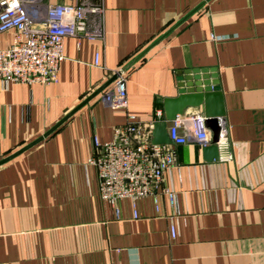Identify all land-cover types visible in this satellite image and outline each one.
Masks as SVG:
<instances>
[{"label": "crops", "instance_id": "0c3cea01", "mask_svg": "<svg viewBox=\"0 0 264 264\" xmlns=\"http://www.w3.org/2000/svg\"><path fill=\"white\" fill-rule=\"evenodd\" d=\"M102 2L104 39L66 38L58 82L0 80L2 160L133 63L127 110H113L100 95L0 167V264H264V0ZM13 37L0 34V50ZM201 68L217 69L229 143L211 162L198 141L176 146V166L164 177L181 213L172 240L167 197L158 196L159 211L153 198L123 200L117 219L100 198L90 160L95 140L112 141L128 115L145 125L163 122L157 111L179 96L177 72Z\"/></svg>", "mask_w": 264, "mask_h": 264}, {"label": "built area", "instance_id": "2783aa9c", "mask_svg": "<svg viewBox=\"0 0 264 264\" xmlns=\"http://www.w3.org/2000/svg\"><path fill=\"white\" fill-rule=\"evenodd\" d=\"M11 31L14 33L11 46L0 50L3 85H50L58 82L61 65L66 59V38L104 39L105 7L102 0L74 4H53L49 0H0V34ZM100 57L98 52L95 66L101 67ZM126 73L101 95L102 102L115 111L128 109ZM188 113L168 123L173 144H154L155 123L145 125L136 116L128 115L127 123L115 131L112 141L102 144L95 140V152L90 160V165L97 169L100 198L115 207L117 219L121 218L118 203L123 200L136 203L153 198L159 211L158 196L167 197L175 214V222L170 227L172 240L180 236L181 213L178 196L167 188L164 177L176 166V146L195 140L205 147L211 142L204 115ZM157 117L163 119L164 112L158 110ZM219 125L220 149L228 145L229 138L223 119ZM134 218H139L136 211Z\"/></svg>", "mask_w": 264, "mask_h": 264}, {"label": "water", "instance_id": "95a60500", "mask_svg": "<svg viewBox=\"0 0 264 264\" xmlns=\"http://www.w3.org/2000/svg\"><path fill=\"white\" fill-rule=\"evenodd\" d=\"M133 67V63L115 73L102 87L95 91L79 106L69 112L60 122L53 126L43 136L32 143L0 160V167L6 165L15 158L21 156L31 148L37 146L45 139L54 134L62 125L69 121L83 107L88 105L93 99L102 95L113 83ZM179 96L164 100L163 122L154 124L152 136L154 144H173L168 134V123L174 121L178 116L192 109H201L205 117V127L211 132V142L208 146L202 147L204 161L211 162L220 157L218 146L220 125L219 121L224 117L223 96L219 86V79L216 68L187 69L177 72Z\"/></svg>", "mask_w": 264, "mask_h": 264}, {"label": "trees", "instance_id": "16d2710c", "mask_svg": "<svg viewBox=\"0 0 264 264\" xmlns=\"http://www.w3.org/2000/svg\"><path fill=\"white\" fill-rule=\"evenodd\" d=\"M57 132V131H56Z\"/></svg>", "mask_w": 264, "mask_h": 264}]
</instances>
